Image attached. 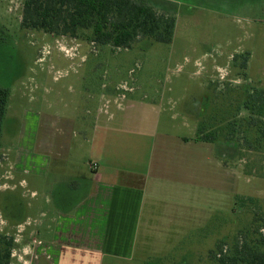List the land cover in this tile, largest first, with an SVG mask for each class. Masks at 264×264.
Wrapping results in <instances>:
<instances>
[{
  "label": "rangeland",
  "instance_id": "rangeland-1",
  "mask_svg": "<svg viewBox=\"0 0 264 264\" xmlns=\"http://www.w3.org/2000/svg\"><path fill=\"white\" fill-rule=\"evenodd\" d=\"M134 1L176 18L170 44L139 39L132 49H115L26 31L24 0H0V86L10 92L0 142V233L14 238L17 264H34L28 237L41 231L40 212L44 221L56 216L68 185L97 160L82 143L103 132L79 124H93L96 115V123H108L111 113L114 123H161L160 133L188 137L206 121L224 136L210 152L217 161L203 162V183L173 191V225L139 240L131 260L104 264H215L218 244L264 235V156L225 140L229 123L249 117L248 94L264 89V0ZM243 136L239 130L233 139Z\"/></svg>",
  "mask_w": 264,
  "mask_h": 264
},
{
  "label": "crops",
  "instance_id": "crops-1",
  "mask_svg": "<svg viewBox=\"0 0 264 264\" xmlns=\"http://www.w3.org/2000/svg\"><path fill=\"white\" fill-rule=\"evenodd\" d=\"M99 116L93 124H79L89 130L93 125L95 131L101 128L103 132L82 143L96 152L97 160L92 165L96 164L97 169L91 165L90 172L85 171L78 181L68 185V201L63 202L56 216L44 221L48 218L46 210L40 212V220L35 222L40 223L41 231L38 236L30 233L28 237L36 245L34 264L131 260L139 240L161 233L159 225L163 223L173 225V191L178 188L184 192L187 186L202 184L203 162L208 165L211 159L217 161L210 152L218 145L195 141L199 123L194 124V135L188 137L160 133L161 123H128L125 117L119 118L122 123H114L117 115L112 113L108 123H96ZM78 144V148L83 147ZM60 149L66 150L65 146ZM68 150L72 151L71 147ZM59 198L65 200L62 192ZM164 230L169 233L171 228ZM17 260L21 262L22 256L14 251L12 264Z\"/></svg>",
  "mask_w": 264,
  "mask_h": 264
},
{
  "label": "trees",
  "instance_id": "trees-1",
  "mask_svg": "<svg viewBox=\"0 0 264 264\" xmlns=\"http://www.w3.org/2000/svg\"><path fill=\"white\" fill-rule=\"evenodd\" d=\"M21 28L98 46L132 49L139 39L170 44L176 18L134 0H24ZM241 68L247 69V59ZM9 99V90L0 86V142ZM244 108L249 117L242 123H229L225 140L237 143L246 152L264 156V89L252 90ZM210 126L206 121L199 123L195 141L213 144L224 136L223 130ZM239 130L243 138L233 139ZM259 228L263 231L264 224ZM259 236L250 241L237 237L231 246L218 244L211 259L215 264H264V235ZM14 244L13 237L0 233V264H12Z\"/></svg>",
  "mask_w": 264,
  "mask_h": 264
},
{
  "label": "built area",
  "instance_id": "built-area-1",
  "mask_svg": "<svg viewBox=\"0 0 264 264\" xmlns=\"http://www.w3.org/2000/svg\"><path fill=\"white\" fill-rule=\"evenodd\" d=\"M92 169H97V165L96 164H93L92 165Z\"/></svg>",
  "mask_w": 264,
  "mask_h": 264
}]
</instances>
